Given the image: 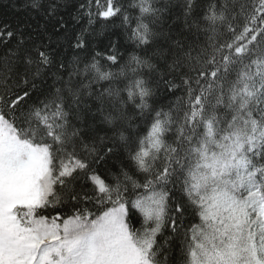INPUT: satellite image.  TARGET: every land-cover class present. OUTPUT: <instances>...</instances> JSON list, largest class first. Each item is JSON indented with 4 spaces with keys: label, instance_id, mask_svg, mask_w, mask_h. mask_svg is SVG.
Instances as JSON below:
<instances>
[{
    "label": "snow or ice",
    "instance_id": "obj_1",
    "mask_svg": "<svg viewBox=\"0 0 264 264\" xmlns=\"http://www.w3.org/2000/svg\"><path fill=\"white\" fill-rule=\"evenodd\" d=\"M196 5L130 0L138 13L131 27L128 11L108 0L100 15H122L137 48L159 43L150 56L131 53L118 72L103 71L95 57L55 58L51 37L26 49L32 37L0 30V264H168L169 238L158 240L165 228L183 229L181 264H264V0H209L199 17ZM25 6L48 18L61 7L58 0ZM181 17L187 36L165 31ZM62 19L54 31L65 27ZM74 47H86L82 36ZM106 59L119 62L117 54ZM144 69L159 73L169 92L182 88L179 103L153 109ZM48 76L53 83L41 89L37 81ZM118 78L127 80L122 89L94 87ZM129 105L152 113L130 154L143 179L123 169L102 177L91 166L104 157L86 118L99 113L127 142L120 125L131 119ZM81 179L90 192L78 189ZM177 184L183 202L170 203L169 185ZM188 206L199 222L185 227ZM50 209L56 215L43 214Z\"/></svg>",
    "mask_w": 264,
    "mask_h": 264
},
{
    "label": "trees",
    "instance_id": "obj_2",
    "mask_svg": "<svg viewBox=\"0 0 264 264\" xmlns=\"http://www.w3.org/2000/svg\"><path fill=\"white\" fill-rule=\"evenodd\" d=\"M26 2L27 0H0V30H3L7 26L10 31L22 32L25 37H32V40L25 43L24 48L26 49L31 48L39 40L47 43L48 38L51 37L50 48L54 50L55 58L62 59L66 63L72 61L74 57H79L85 63H90L93 57H95L99 61L103 71L118 72L121 66L127 63L131 53L150 56L153 50L159 46V43H154L150 46L137 48L132 41L128 40V35L130 34L129 26L122 23V15L109 18L101 16L100 13L107 9L108 0H58L61 7L59 8L57 18H48L43 10L37 12L26 7ZM42 2H46V0H42ZM129 2L130 0H113L115 6L122 7L133 17L131 27H135L134 17L138 13L128 8ZM220 2L222 3L223 0H220ZM208 3L209 0H197V5L194 9L196 17L202 15ZM89 13H91V16ZM176 15H179V9L173 10V16ZM60 17L63 18L62 22L65 27L60 31H54V26H56L57 19ZM90 19L93 21L91 24L89 23ZM242 22L241 18L240 21H237V24H242ZM169 27L176 37L188 35L184 29L182 17L176 20L175 23H173L172 19H169L164 25L165 31ZM78 36H82L86 41V47L83 49L74 47ZM228 38L226 35L222 39ZM17 39L18 36H14L7 46L13 47ZM113 46H115V51H113ZM3 51L4 45L0 44V52ZM97 53H100V55L97 56ZM112 54L118 55L119 62L117 64L107 61L106 57ZM128 75L131 77V73ZM143 75L152 82L154 95L149 100V103L153 109L164 108L167 111L169 107L178 104V98L184 95L182 88L169 92L160 79L159 73L149 72L147 69H144ZM170 78L168 75L164 76L165 80ZM52 83L53 77L51 76H48L46 82L43 84L37 81L41 89L47 88ZM126 83L127 80L124 78H118L112 82L99 81L94 87L97 90L108 87L122 89ZM177 83H179L178 79ZM121 94L125 95L124 93ZM93 111H95V105H93ZM128 116L131 119L120 125L121 130L129 138L127 142L121 141L118 136L113 134L112 126L101 122L102 118L99 113H96L94 117L89 114L86 118L87 124L95 128L93 135L97 139L96 146L100 151V155L104 157L102 161L92 163L91 166L102 177L110 178L112 175L119 174L123 169L127 170L135 178L143 179V175L137 173L130 159V154L135 150L138 139L147 134L151 124L152 113L145 111L141 115L139 109H135L129 105ZM99 136L105 137L103 144L99 143ZM171 138V135H169L168 139ZM85 139L86 142L91 144L92 140L88 136L87 128ZM108 148H111L112 151L107 152ZM81 155L87 156V153L81 152ZM87 159L91 161L92 157L87 156ZM80 186H83L85 191L90 192L92 184L90 181L81 179L77 185L78 189ZM169 188L171 189L170 203L174 201L183 202V193L180 190L179 184L175 187L169 185ZM87 206L93 212H97V209L91 204ZM43 214L53 216L56 215V211L50 209ZM198 222L199 218L195 216L193 208L188 206L184 216L185 227ZM132 223L137 228L140 226L139 222L135 219ZM166 238H169L168 244L165 245V255H167L168 264H181L183 229L178 234H174L170 229L165 228L163 235H158V240L160 243H164ZM161 259L163 260V257Z\"/></svg>",
    "mask_w": 264,
    "mask_h": 264
}]
</instances>
